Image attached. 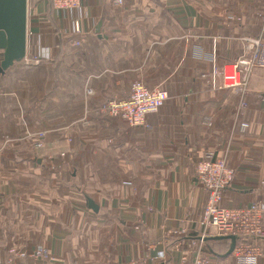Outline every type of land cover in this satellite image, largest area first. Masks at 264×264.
<instances>
[{
  "label": "crops",
  "instance_id": "1",
  "mask_svg": "<svg viewBox=\"0 0 264 264\" xmlns=\"http://www.w3.org/2000/svg\"><path fill=\"white\" fill-rule=\"evenodd\" d=\"M113 1L71 12L84 31L75 46L69 19L28 0L27 56L0 76V264L9 247L39 244L47 264H186L207 152L235 170L223 206L264 204V68L241 41L264 40V0ZM227 64L240 89L213 82ZM138 80L168 98L131 127L105 108ZM224 241H206L209 264H236Z\"/></svg>",
  "mask_w": 264,
  "mask_h": 264
},
{
  "label": "built area",
  "instance_id": "2",
  "mask_svg": "<svg viewBox=\"0 0 264 264\" xmlns=\"http://www.w3.org/2000/svg\"><path fill=\"white\" fill-rule=\"evenodd\" d=\"M82 4L83 0H53L56 15L61 20L69 19L71 22V31L68 34L75 37V46L82 45L81 38L84 31L81 21L78 18L73 19L71 12L79 10ZM113 5L122 6L123 0H114ZM39 16L42 17L41 14ZM241 41H243L244 56L249 57L245 62L250 61L252 66L264 68V40L260 37H243ZM33 63L38 64L39 58L34 57ZM217 76L221 77L223 86L227 88L237 90L244 84L238 64L215 67L213 82H216ZM167 98L166 91L159 88L151 89L136 81L131 86L128 98L111 101L105 109L110 115L120 118L131 127L146 126L148 114L158 112ZM205 123L211 125L210 117H206ZM68 141L70 143L72 139ZM36 146L40 147L41 143ZM234 176L235 170L229 168L223 158H216L213 152H207L197 162L195 178L206 190L207 201L199 222L200 231L192 238L190 249L188 248L184 254L186 263L191 260V264H209L210 257L206 253L205 240L216 236L237 237L232 251L236 264H257L258 258L262 255L258 240L264 239V204L253 202L240 208H228L221 203ZM8 254V258L2 264H21V261L28 259L33 264H47L52 259L47 248L42 244L30 250L11 246L8 248Z\"/></svg>",
  "mask_w": 264,
  "mask_h": 264
},
{
  "label": "water",
  "instance_id": "3",
  "mask_svg": "<svg viewBox=\"0 0 264 264\" xmlns=\"http://www.w3.org/2000/svg\"><path fill=\"white\" fill-rule=\"evenodd\" d=\"M28 44V0H0V76L15 63L27 56ZM90 208L97 211L93 201L88 200ZM213 239H230L229 254L235 246L236 236H216Z\"/></svg>",
  "mask_w": 264,
  "mask_h": 264
},
{
  "label": "trees",
  "instance_id": "4",
  "mask_svg": "<svg viewBox=\"0 0 264 264\" xmlns=\"http://www.w3.org/2000/svg\"><path fill=\"white\" fill-rule=\"evenodd\" d=\"M32 1V5H39L41 3H46V9H45V16L49 19H53V17L55 18L56 12L54 10L53 7V0H31ZM1 52V51H0ZM221 240H225V245L223 246V251L224 253H227L230 250L231 247V240L230 239H221ZM230 242V243H229Z\"/></svg>",
  "mask_w": 264,
  "mask_h": 264
},
{
  "label": "rangeland",
  "instance_id": "5",
  "mask_svg": "<svg viewBox=\"0 0 264 264\" xmlns=\"http://www.w3.org/2000/svg\"><path fill=\"white\" fill-rule=\"evenodd\" d=\"M28 16H29V14H28ZM71 31V29H69V27H68V32H70ZM67 32V33H68ZM70 35V34H69ZM244 37H251V38H258V37H254V36H244ZM243 38V37H242ZM242 38H241V40H242ZM243 42V41H242ZM73 45H74V41H73ZM243 45V44H242ZM41 60H39V62H40ZM39 64V63H38ZM233 68V67H232ZM139 81V80H138ZM134 82H136V81H134ZM133 82V83H134ZM139 82H141V81H139ZM132 83V84H133ZM141 83H143V82H141ZM132 84H131V86H132ZM144 84V83H143ZM145 85V84H144ZM146 86V85H145ZM151 89H155V88H151ZM160 89V88H159ZM130 91H131V88H130ZM165 91V90H164ZM128 98V97H127ZM123 99H125V98H123ZM112 101H114V100H112ZM111 102V101H110ZM43 136V134H41L40 135V137H42ZM39 143H41V146H42V142H37L36 144H39ZM40 146V147H41ZM39 148V147H38ZM206 201H207V199H206ZM206 203V202H205ZM204 208V207H203ZM202 213H203V211H202ZM201 216H202V214H201ZM200 222V221H199ZM199 231H200V223H199ZM199 231H198V233H199ZM198 233H197V235H198ZM196 235V236H197ZM195 236V237H196ZM227 236H229V235H227ZM234 236V235H233ZM213 237H209V238H207L206 240H205V244H206V241L208 240V239H212ZM236 241H237V237H236ZM236 241H235V244H236ZM191 243V242H190ZM189 249H190V245H189V247H188ZM191 252H193V250H191ZM192 263V261L190 260V261H188L186 264H191Z\"/></svg>",
  "mask_w": 264,
  "mask_h": 264
}]
</instances>
